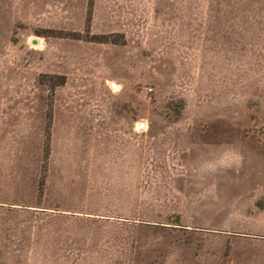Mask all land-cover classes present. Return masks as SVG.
Segmentation results:
<instances>
[{
	"label": "rangeland",
	"instance_id": "1",
	"mask_svg": "<svg viewBox=\"0 0 264 264\" xmlns=\"http://www.w3.org/2000/svg\"><path fill=\"white\" fill-rule=\"evenodd\" d=\"M185 1L0 0V264H263L264 0Z\"/></svg>",
	"mask_w": 264,
	"mask_h": 264
},
{
	"label": "crops",
	"instance_id": "2",
	"mask_svg": "<svg viewBox=\"0 0 264 264\" xmlns=\"http://www.w3.org/2000/svg\"><path fill=\"white\" fill-rule=\"evenodd\" d=\"M185 0H183L182 3L185 4ZM204 14V13H202ZM202 14H200V17H198L199 12L198 10H195L194 12V18L193 19H189V21H194L195 23L197 22H202L204 21V18L202 17ZM206 14V13H205ZM208 15L210 13H207ZM205 21L207 22H211L213 23L214 20L211 17H208L205 19ZM219 21V20H218ZM222 21H226V19H222ZM195 31H201L198 29H195ZM208 33L207 35L203 36V35H199V38L197 40H199L200 42H196V45H232L233 43H229V42H202L203 40L206 41H230L234 39V31L230 28H218V29H210L207 30ZM130 158H133V153H131ZM67 168H72L74 169L76 167L75 164V160L70 161V158L68 157V161L66 162ZM66 167V166H65ZM62 211H67V209H62ZM36 220H40V219H47L49 222H54V221H59V222H72L74 219H89V217L87 216H83V215H72V214H51V215H47V216H34ZM36 227V226H35ZM40 229L38 230H32L31 236L33 235V237L31 236H27L25 237V240H34L29 241L31 242L32 245H28L26 246V251L21 252L20 254L24 253V254H33V258L32 261L26 264H34L40 261V258L43 254H50V252H57L59 256L63 257H67L64 259L67 260H73V255H74V248L73 247H63V246H54V244L52 243V239L55 237L54 234H56V232L54 230H43V228L40 226ZM35 229V228H34ZM73 231H71V228L69 226H66V228H64L63 233H62V237H59L60 239H65V241H67L66 243L68 244V239H69V235L72 234ZM61 234V233H58ZM54 236V237H53ZM50 242V243H48ZM52 247L54 249H52ZM261 252L263 250H260ZM34 262V263H33ZM244 264H254L253 262L250 263H246L244 262ZM261 264V263H259ZM264 264V262H263Z\"/></svg>",
	"mask_w": 264,
	"mask_h": 264
},
{
	"label": "built area",
	"instance_id": "3",
	"mask_svg": "<svg viewBox=\"0 0 264 264\" xmlns=\"http://www.w3.org/2000/svg\"><path fill=\"white\" fill-rule=\"evenodd\" d=\"M136 125H139V126L143 127L144 124L137 122Z\"/></svg>",
	"mask_w": 264,
	"mask_h": 264
}]
</instances>
